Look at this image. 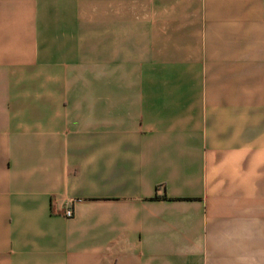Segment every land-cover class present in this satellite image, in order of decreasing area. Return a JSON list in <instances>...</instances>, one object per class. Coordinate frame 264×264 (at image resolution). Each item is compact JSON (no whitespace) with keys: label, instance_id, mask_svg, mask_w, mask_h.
<instances>
[{"label":"crops","instance_id":"0c3cea01","mask_svg":"<svg viewBox=\"0 0 264 264\" xmlns=\"http://www.w3.org/2000/svg\"><path fill=\"white\" fill-rule=\"evenodd\" d=\"M0 264H264V0H0Z\"/></svg>","mask_w":264,"mask_h":264},{"label":"built area","instance_id":"2783aa9c","mask_svg":"<svg viewBox=\"0 0 264 264\" xmlns=\"http://www.w3.org/2000/svg\"><path fill=\"white\" fill-rule=\"evenodd\" d=\"M64 214L66 216H71L73 214V209L71 206H67L65 209H64Z\"/></svg>","mask_w":264,"mask_h":264},{"label":"trees","instance_id":"16d2710c","mask_svg":"<svg viewBox=\"0 0 264 264\" xmlns=\"http://www.w3.org/2000/svg\"><path fill=\"white\" fill-rule=\"evenodd\" d=\"M154 196H157V195H154ZM164 196H166V195H164Z\"/></svg>","mask_w":264,"mask_h":264}]
</instances>
